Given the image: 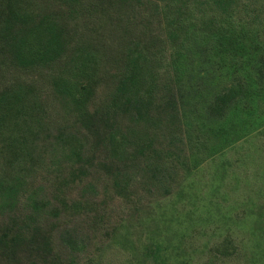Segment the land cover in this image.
<instances>
[{"label": "rangeland", "instance_id": "374dc122", "mask_svg": "<svg viewBox=\"0 0 264 264\" xmlns=\"http://www.w3.org/2000/svg\"><path fill=\"white\" fill-rule=\"evenodd\" d=\"M200 1L197 25L155 43L148 102L111 96L127 44L165 40V0L150 22L140 6L122 27L80 22L76 40L105 54L99 84L82 114L46 96L25 185L0 207V264H264V0L237 1L229 36L205 28L221 12ZM234 84L241 93L210 110Z\"/></svg>", "mask_w": 264, "mask_h": 264}, {"label": "trees", "instance_id": "16d2710c", "mask_svg": "<svg viewBox=\"0 0 264 264\" xmlns=\"http://www.w3.org/2000/svg\"><path fill=\"white\" fill-rule=\"evenodd\" d=\"M237 1L211 0L221 13L218 18L201 17L202 24L226 36L237 34L231 21ZM199 2L165 0V40L156 35L144 46L137 40L127 44L111 96L113 106L151 100L158 86L156 64L162 62V47L154 51L155 43H165L166 50L188 25H197L187 15H191L189 5ZM136 6L152 9L144 15L149 22L163 7L162 0H0V207L11 206L25 185L24 166L33 156L34 139L47 110L46 96L82 114L97 89L105 54L95 42L76 40L80 22L102 15L110 25L122 27ZM240 93L239 84L230 85L215 97L210 110L219 113ZM123 138L109 135L112 145ZM77 141L70 136L61 143L77 150L72 146ZM28 198L34 203L32 196Z\"/></svg>", "mask_w": 264, "mask_h": 264}]
</instances>
